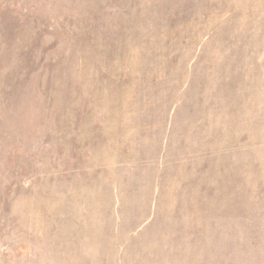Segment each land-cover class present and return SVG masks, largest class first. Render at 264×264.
Instances as JSON below:
<instances>
[{
    "label": "rangeland",
    "instance_id": "rangeland-1",
    "mask_svg": "<svg viewBox=\"0 0 264 264\" xmlns=\"http://www.w3.org/2000/svg\"><path fill=\"white\" fill-rule=\"evenodd\" d=\"M0 264H264V0H0Z\"/></svg>",
    "mask_w": 264,
    "mask_h": 264
}]
</instances>
